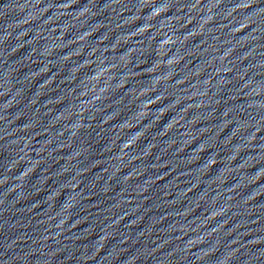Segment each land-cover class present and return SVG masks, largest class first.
Listing matches in <instances>:
<instances>
[{"label": "water", "instance_id": "1", "mask_svg": "<svg viewBox=\"0 0 264 264\" xmlns=\"http://www.w3.org/2000/svg\"><path fill=\"white\" fill-rule=\"evenodd\" d=\"M0 264H264V0H0Z\"/></svg>", "mask_w": 264, "mask_h": 264}]
</instances>
